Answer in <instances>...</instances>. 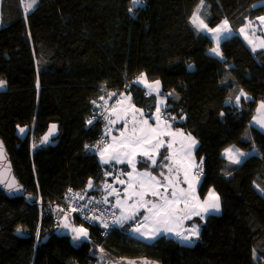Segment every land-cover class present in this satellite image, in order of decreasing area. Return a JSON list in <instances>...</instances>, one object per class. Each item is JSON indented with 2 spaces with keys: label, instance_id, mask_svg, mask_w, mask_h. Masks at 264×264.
I'll return each mask as SVG.
<instances>
[{
  "label": "trees",
  "instance_id": "obj_1",
  "mask_svg": "<svg viewBox=\"0 0 264 264\" xmlns=\"http://www.w3.org/2000/svg\"><path fill=\"white\" fill-rule=\"evenodd\" d=\"M27 2L0 0V80L6 81L0 137L26 189L10 198L0 188V264H104L121 257L264 264V132L251 123L264 102V51L252 52L234 35L220 42L222 58L212 54L211 36L191 23L200 0H37L25 15ZM262 15L260 0H205L201 9L209 27L227 19L236 32ZM156 81L159 92L149 95L144 83ZM240 90L251 98L238 106ZM122 95L149 119L163 100L170 129L197 138L199 197L215 189L222 207L188 223L201 226L199 238L165 235L148 243L130 232L136 220L106 229L101 218L88 221L65 202L69 189L104 202V185L128 167L102 164L99 155ZM53 124V141L41 143ZM230 147L245 151L241 163L224 156ZM137 163L158 174V167ZM67 212L88 231L79 243L60 231Z\"/></svg>",
  "mask_w": 264,
  "mask_h": 264
},
{
  "label": "snow or ice",
  "instance_id": "obj_2",
  "mask_svg": "<svg viewBox=\"0 0 264 264\" xmlns=\"http://www.w3.org/2000/svg\"><path fill=\"white\" fill-rule=\"evenodd\" d=\"M135 4H143L144 0H133ZM37 0H29L24 5V12L27 15L36 5ZM260 3L264 4V0H260ZM205 6V0H200L196 11L193 13L191 18V23L194 25L198 33H208L211 35L212 39L215 41L216 46L210 49V52L218 57L222 58V53L219 47L220 40L225 36V34L231 35L233 29L229 26V21L225 19L221 24L212 28L209 27L205 18L201 17V9ZM131 11V10H130ZM258 22L256 28L252 27L253 23ZM259 30H264V16H259L255 18V21L249 20L244 27L239 29L240 34L244 35V39L251 46L252 52H257L258 50L264 51V39L258 42L249 39L248 34L251 33L253 36ZM144 74H141V78ZM141 78H138L137 82H143ZM6 81L0 80V88L4 87ZM160 82L156 81L154 85H148L151 89L149 95L152 91L159 92ZM111 96L117 95V93H111ZM243 96L248 99L247 94L240 90V95L235 97V101L239 104V101ZM129 101L128 110L125 111V115L121 116L117 114V120H110V124H115L118 120H124L125 126L127 125V111L132 113V128L131 131L127 130L120 133V138L112 137L113 143L107 145L105 148L100 150V159L102 164H110L113 161L116 163H127L131 165L132 172H129L128 180H119L120 184H126L127 187L124 189V198L120 199V193L109 184H105L106 189L110 188L111 191L108 195H116V205L120 209V216L116 217V223H123L125 220H135L140 214L141 209L144 210V222L145 226H137L134 231L145 236L147 239H154L161 234L174 233L177 237L184 241L191 242L194 238H199V225L193 224L190 228L177 230L183 224V221L190 220L192 216H199L202 220L204 219V214L210 211L219 212L220 210V198L214 192L210 191L209 198L206 199L203 204L199 203V199L195 194V185L199 182L200 175L203 174V158H201L199 164L195 163V159L192 155L193 151L198 145V142L191 134L184 135L183 133L171 132V124L168 123L167 119H162L161 116V106L163 101H160L156 106V115L154 120L156 121V127H152L148 119H136V113H140L141 117L144 113L141 109H137L135 105L131 104V97L126 98ZM95 103V102H93ZM261 109H264V102L260 105ZM259 111V109H258ZM116 112V109H113ZM175 119V117L171 118ZM92 124V120L87 122ZM262 128H264V120L257 121ZM19 127V126H18ZM56 125L50 126L49 133L43 138L41 143H48L49 137L56 130ZM20 133L25 132V128H19ZM180 135L186 144L182 142L181 152L183 156L180 159L176 158V154L173 150V145L175 143V138ZM164 136L172 137V140L165 141ZM36 147V145H33ZM87 148L88 145H85ZM166 149L168 155L161 156L160 150ZM226 154L231 163L239 164L241 163V157L247 155L246 153L239 152L236 150L233 153L232 149H226ZM142 158V162L145 165H149L153 169L159 167L162 171L159 176H155L151 171L137 172L136 157ZM157 157H160L158 162ZM6 160V153L4 150L3 142L0 141V162ZM10 168V165H9ZM164 169L167 170V175ZM193 169H198L193 173ZM183 172V180L180 179V173ZM105 175H110V173H105ZM187 184V188L180 187L181 184ZM93 186L92 181L89 180L88 187ZM6 187L10 190L18 189V185L13 181L7 183ZM264 192V188L260 189ZM71 192V189H69ZM75 196L83 199L84 197L76 193ZM151 196L154 199H147L146 197ZM131 201V202H130ZM104 202L107 203V197L104 198ZM183 204V208L180 205ZM87 206H85L86 208ZM199 209V210H197ZM74 212L83 211L82 208L71 209ZM67 220V217L65 218ZM85 219L100 220V217L93 215L92 217H85ZM104 228H108L109 225L100 220ZM150 223L153 227L149 230L146 225ZM65 228L70 227L66 222L63 225ZM72 232L74 233L73 239L80 240L81 238L88 237V231L84 227H73ZM19 231V230H18ZM103 252V249L100 250ZM129 264H136V262H129Z\"/></svg>",
  "mask_w": 264,
  "mask_h": 264
},
{
  "label": "crops",
  "instance_id": "obj_3",
  "mask_svg": "<svg viewBox=\"0 0 264 264\" xmlns=\"http://www.w3.org/2000/svg\"><path fill=\"white\" fill-rule=\"evenodd\" d=\"M262 16H264V15H262ZM251 21H255V20H251ZM221 24V23H220ZM229 26H230V24H229ZM258 26V22H256V23H253L252 24V27L253 28H256ZM231 27V26H230ZM244 27V26H243ZM232 28V27H231ZM242 28V27H241ZM246 34H248V36H249V39H253V40H255V41H259L261 38L262 39H264V30H259L258 29V31L255 33V35L253 36L251 33H246ZM210 35V34H209ZM234 35H240L243 39H244V35L243 34H240V32H239V30H238V32H236L235 30H233V32H232V34L231 35H228V34H225V36L220 40V42L223 40V39H226V38H231L232 36H234ZM211 36V35H210ZM212 38V37H211ZM213 40V39H212ZM245 40V39H244ZM214 41V40H213ZM246 41V40H245ZM247 42V41H246ZM214 43H215V41H214ZM249 45V44H248ZM215 46H216V44H215ZM250 46V45H249ZM220 47V46H219ZM251 47V46H250ZM146 85H154V83H144V86H145V88H149V87H146ZM245 93V92H244ZM247 97H248V99H250L251 98V96H249L248 94H247ZM241 98H244L243 96H241ZM240 101H241V99H240ZM240 101H239V104H237L236 103V101H235V104L236 105H240ZM117 114H119V115H121L119 112H113L112 113V115L110 116V120H117ZM137 115H139L140 117H141V115L140 114H137ZM122 116V115H121ZM131 116H132V113H131ZM256 116V115H255ZM254 116V117H255ZM253 117V118H254ZM252 118V119H253ZM141 119H148L149 120V123L152 125V127H156V121L154 120V118L153 119H149V118H147V117H145V115L143 116V117H141ZM140 119V120H141ZM109 120V121H110ZM109 121H108V124H107V128H106V132H105V135H104V137H105V140L106 141H104V144H103V146L99 149V155H100V150H102L103 148H105L107 145H110V144H112L113 143V140H112V137H117V139H119L120 138V133L121 132H123V131H125V127H127L128 125H126L125 126V123L123 122L124 120H118L115 124H110L109 123ZM252 121V120H251ZM131 128H132V125L129 127V130L128 131H131ZM171 132H175V133H183L184 135H187V134H191V133H189V132H186L185 130H183V129H180V130H171V129H169ZM191 136L192 137H194L195 139H196V141L198 142V140H197V138L194 136V135H192L191 134ZM163 139L167 142V141H170V140H172V137H169V136H164L163 137ZM182 142L184 143V144H186L187 143V141H184L183 140V138L180 136V135H177L176 136V138H175V143H174V145H173V150H174V152H175V154H176V158L177 159H180L182 156H183V153L181 152V147H182ZM198 145H199V142H198ZM198 145H197V147L195 148V150L193 151V153H192V155H193V157H194V159H195V163H197V164H199L198 163V160H197V156H196V151H197V148H198ZM227 149H232L233 150V153H235L236 152V150H238V149H235L234 147H230V148H227ZM226 150V149H225ZM225 150H224V152H223V154H224V156L226 157V158H228V155L226 154V152H225ZM239 152H243V153H245V151H242V150H239ZM160 153H161V156H165V155H168L169 153H168V151L166 150V149H161L160 150ZM136 158H138V161H141L142 162V158L141 157H139V156H137ZM157 159H158V162H159V160H160V157H157ZM228 160H229V158H228ZM241 160H242V157H241ZM112 163H116L115 161H113ZM112 163H110V164H112ZM117 165H120V166H122V164H126L128 167H125V168H121L118 172H117V174H116V176L113 178V180L111 181V182H109V183H107V184H109V185H112L121 195H120V199L121 200H123V198H124V189L127 187V185L126 184H120L119 183V180H125V181H127L128 180V173L129 172H132V167H131V165H129V164H127V163H116ZM124 169V170H123ZM136 170L138 171V172H144V171H151V170H149V169H147V168H144V169H142V168H140V166L138 165V163L136 164ZM162 171V169L161 168H159L158 167V174H155V173H153L152 172V174L153 175H155V176H159V173ZM163 171H165V174L167 175V170L166 169H164ZM196 171H198V169H193V173H195ZM180 179L181 180H183V172H181L180 173ZM201 181H202V176L200 175V177H199V182L198 183H196V185H195V194H196V196L198 197V199H199V203L200 204H203V202L206 200V199H208L209 198V193H210V191H212V192H214L216 195H218V193L216 192V190L215 189H211L210 191H209V193H208V195H207V197L205 198V199H200V197H199V194H198V190H199V186H200V184H201ZM180 187H183V188H187V184H181L180 185ZM106 189V188H105ZM107 190V189H106ZM108 192L109 191H111V189L110 188H108V190H107ZM219 196V195H218ZM107 197L108 198H110V199H108V203H110L111 205H113L114 207H115V205H116V200H117V197H116V195L115 194H113V195H111V196H109L108 195V193H107ZM147 199H154L153 197H151V196H148V197H146ZM219 198H220V196H219ZM131 202V201H130ZM180 207L181 208H183V204H181L180 205ZM116 208V210H117V217L118 216H120V209L118 208V207H115ZM197 210H199V209H197ZM222 212V207H221V200H220V210H219V212H215V211H210L209 213H207V214H204V218L208 215V214H220ZM193 217L194 216H192V218L190 219V220H185V221H183V224H182V226L180 227V228H178L177 230H182V229H186V228H190L193 224H197V222H193V223H190V224H188L189 222H191V220L193 219ZM139 218H141L143 221L141 222V227L143 228L144 226H145V222H144V210L143 209H141V214L135 219L136 221H138L139 220ZM135 220H125V221H123V223H118V224H126V223H129V222H134ZM78 227H81V226H78ZM146 227L150 230L152 227H153V225L152 224H150V223H148L147 225H146ZM132 235L134 236V237H136V238H138V239H141V240H143V241H145V242H148V243H152V242H154L156 239H158L159 237H161V236H165V235H167V236H169V235H173V236H176L174 233H167V234H161V235H159V236H157L156 238H154V239H147L145 236H142L140 233H137V232H133L132 233Z\"/></svg>",
  "mask_w": 264,
  "mask_h": 264
},
{
  "label": "built area",
  "instance_id": "obj_4",
  "mask_svg": "<svg viewBox=\"0 0 264 264\" xmlns=\"http://www.w3.org/2000/svg\"><path fill=\"white\" fill-rule=\"evenodd\" d=\"M123 102V98L120 96L117 101L114 104H120ZM107 102H104V106L101 108L100 115L103 117L107 113ZM112 106L109 105V109H111ZM163 115V112H162ZM95 118V116L93 117ZM202 176V175H201ZM79 193L84 198L80 199L79 197L75 196L74 194ZM65 202L69 205L70 209L73 208H82L83 211H79L81 215L85 218L92 217L93 215L98 216L102 219V221L106 222L109 227L111 228L113 226H116V217H117V210L114 206H110L109 203H104L102 200H99L97 197L88 195L87 193L82 192H68L67 196L65 198ZM85 206H87L85 208ZM88 221L92 219H86ZM142 220L136 221V223L131 227L130 232L133 233L134 229L137 226L141 225Z\"/></svg>",
  "mask_w": 264,
  "mask_h": 264
},
{
  "label": "water",
  "instance_id": "obj_5",
  "mask_svg": "<svg viewBox=\"0 0 264 264\" xmlns=\"http://www.w3.org/2000/svg\"><path fill=\"white\" fill-rule=\"evenodd\" d=\"M0 141L3 142L4 150L6 153V160L0 162V188L10 197V198H17L21 197L25 194V187L19 181L18 177L16 176L14 165L10 156V153L0 137ZM10 165V168H9ZM15 182L19 187L18 189L10 190L6 187L7 183ZM129 262H136V264H161L158 260L148 258V257H121L118 259H108L104 264H129Z\"/></svg>",
  "mask_w": 264,
  "mask_h": 264
},
{
  "label": "rangeland",
  "instance_id": "obj_6",
  "mask_svg": "<svg viewBox=\"0 0 264 264\" xmlns=\"http://www.w3.org/2000/svg\"><path fill=\"white\" fill-rule=\"evenodd\" d=\"M262 39V38H261ZM260 39V40H261ZM146 87H148V85H146ZM123 98V102H121L120 104H117L114 109H116V111L118 110H121V111H126L128 110V105H129V101L127 99H124V96L122 95L121 96ZM163 101V100H162ZM132 104V103H131ZM113 112V110H112ZM131 111H127V130H129V127L132 125V116H131ZM137 114V113H136ZM161 115H162V112H161ZM136 119L137 120H140L141 117L139 115H136ZM264 120V109H260V111L256 114V116L252 119L251 123L256 126L257 128H259L260 130H262L264 132V128H262L260 126L259 123H257V121H262ZM125 123V121H124ZM56 125V124H55ZM26 130V128H25ZM57 132V127H56V130L55 132L52 134V136L49 137V142H52L53 141V136L56 134ZM49 133V131L47 132V134ZM23 134V133H22ZM46 134V135H47ZM45 135V136H46ZM137 161H138V158H136ZM138 172V171H137ZM67 217V220L65 219ZM195 218L198 217V216H194ZM73 214L72 213H65L62 217H61V223H60V231L63 232V233H69L71 235H74V233L72 232V228L75 227L74 226V223H73ZM140 220H142L141 218H139ZM143 221V220H142ZM68 223L70 225V227L68 228H65L63 225L64 223ZM198 225V224H197ZM200 230H201V226L199 227V233H200ZM195 239V238H194ZM197 239V238H196ZM74 240V239H73ZM82 240V238L80 240H74L75 243H79L80 241Z\"/></svg>",
  "mask_w": 264,
  "mask_h": 264
}]
</instances>
